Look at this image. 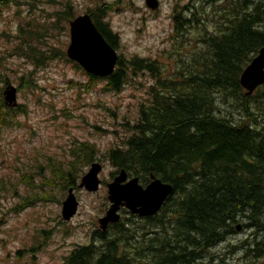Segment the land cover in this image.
Returning a JSON list of instances; mask_svg holds the SVG:
<instances>
[{
  "label": "trees",
  "instance_id": "obj_1",
  "mask_svg": "<svg viewBox=\"0 0 264 264\" xmlns=\"http://www.w3.org/2000/svg\"><path fill=\"white\" fill-rule=\"evenodd\" d=\"M218 1L224 4L212 9L217 13L209 33L198 32L207 18L205 12L203 17L198 14L203 7L193 12L195 7L188 4L182 15L179 10L172 14L174 38L184 36L187 29H195L188 40L200 41L208 57L193 54L194 61L189 59L186 63L185 58L192 54L180 55L175 70L165 77L155 59L126 60L131 71L147 70L155 77V83L148 91V101L140 104L136 120L126 125L120 144L112 143L103 155L115 169L123 168L129 176L138 177L143 186L154 176L170 183L172 193L157 214L139 218L140 230L131 228V217L137 215L122 217L108 231L94 230L92 240L75 246L62 264H195L197 256L214 247L224 235L235 234L237 226L254 236L231 247H241L243 256L252 254L259 261L253 264H264V125L248 107L252 101L264 102V82L251 94H246L239 82L244 67L264 46V0H241V10L232 8L228 17L225 10L229 0ZM1 3L8 4L6 0ZM107 11L101 4L88 13L107 42L115 47L118 36L105 22ZM49 14L52 21L62 19L68 23L74 18L75 8L66 1L47 11ZM34 20L35 17L24 21L25 27L19 23L13 36L18 41L14 44L19 57L32 66L18 76L19 88L30 90L38 88L35 74L57 57L52 49L42 52L35 47L46 35L39 29L48 31L56 23ZM189 43L194 42L186 44ZM59 56L66 55L61 52ZM127 67L119 58L117 69L106 78L105 90L121 89ZM222 92L240 100L241 113L236 118L227 113L226 102L219 100ZM8 110L1 101L0 125L10 116ZM20 110L25 113L24 109L15 112ZM80 145L69 148L73 159H67L65 167L61 165L63 169L58 166L60 174L55 176L59 184L65 185L64 189L75 187L80 162L88 165L98 159L95 147L86 141ZM27 203L26 197L23 205ZM165 215L168 217L163 224ZM170 222L175 227L169 235H159L161 225ZM136 239L140 242L138 247L134 246Z\"/></svg>",
  "mask_w": 264,
  "mask_h": 264
},
{
  "label": "rangeland",
  "instance_id": "obj_2",
  "mask_svg": "<svg viewBox=\"0 0 264 264\" xmlns=\"http://www.w3.org/2000/svg\"><path fill=\"white\" fill-rule=\"evenodd\" d=\"M1 1L0 88L8 84L17 86L18 76L32 68L19 57V50L14 44L18 42L13 36L19 23L25 27L24 21L33 17L39 23H56L49 26L48 31L39 29L41 34L46 32V35L35 47L38 46L37 49L42 52L52 49L57 57L35 74L38 88L30 90L21 87L18 91L17 100L23 105L25 113L20 110L13 115L14 110H8L13 116L0 128V264H60L76 244L92 240V233L98 228L97 220L108 206L105 184L111 181L115 170L104 157L106 148L112 143L120 144V139L126 134V125L137 118L140 103L150 97L148 91L154 85L155 77L142 69L133 73L126 63L129 70L121 89L117 92L105 90L107 81L90 80L66 56L58 57L61 52L65 53L69 43L68 23L62 19L52 21L47 11L57 9L68 1L75 8V17L105 5V9L108 8L105 22L115 34L118 32L119 45L117 43L115 49L122 61L132 57L155 59L161 66L162 77H165L175 70L180 55L192 54L190 58H185L186 63L189 59L194 61L195 54L208 57L200 41L188 40L195 29H187L184 36L176 37L177 40L174 38L171 17L174 7L179 6L176 10L181 15L185 13V5L192 4L195 7L193 12L203 7L198 14L203 17L205 12L207 18L198 32L209 33L213 30L212 19L217 13H213L212 9L224 3L218 4V0L215 3L210 0H159L158 9L151 11L144 0H54L53 3L49 0H15L19 4L6 0L7 6H3ZM227 5L225 17L232 8L235 11L240 7L241 10V0H229ZM220 99L228 105L229 115L234 118L239 116L238 98L222 92ZM248 107L264 125V102L252 101ZM82 141L99 152L98 159L93 161L101 164L99 178L102 183L96 192L80 188V178L90 167L80 162L77 170L79 177L75 187H72L78 209L70 220H63L61 203L67 189H64V184H59L55 175L60 174L58 166L63 169L66 160L73 159L69 150L81 146ZM26 197L28 203L23 205ZM120 215L127 218L131 214L121 211ZM167 217L162 218L163 224ZM139 218L131 217V228L140 230L142 223ZM173 227V222L161 225L159 235L166 237ZM250 233L236 228L235 234L224 235L214 247L203 252L199 258L197 256L195 264H253L257 258L255 260L252 254L243 256L241 247H231L253 238ZM140 238L144 240L142 236ZM136 241L134 246L138 247L140 242ZM95 243L98 241L95 240ZM131 256H135L134 252Z\"/></svg>",
  "mask_w": 264,
  "mask_h": 264
},
{
  "label": "water",
  "instance_id": "obj_3",
  "mask_svg": "<svg viewBox=\"0 0 264 264\" xmlns=\"http://www.w3.org/2000/svg\"><path fill=\"white\" fill-rule=\"evenodd\" d=\"M151 10H156L158 0H145ZM70 42L67 46V58L78 62L88 73L95 76H108L118 58L116 51L106 42L101 33L93 24L87 13L78 15L69 22ZM239 82L251 94L256 87L264 82V46L242 70ZM4 100L9 106L16 104V87L7 86L4 90ZM101 165L93 162L89 170L81 177L80 187L88 191H97L101 180L98 173ZM172 185L161 179L152 177V180L143 187L137 177L127 179L126 171L121 169L117 176L107 184V198L110 206L105 214L98 219L100 228L106 229L109 223L119 220L121 207L127 208L131 214L140 217L154 215L164 200L172 193ZM78 202L72 188L62 202V218L69 220L77 210Z\"/></svg>",
  "mask_w": 264,
  "mask_h": 264
}]
</instances>
